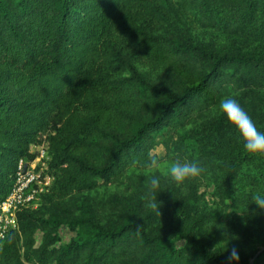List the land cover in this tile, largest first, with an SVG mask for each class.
I'll return each mask as SVG.
<instances>
[{
	"label": "trees",
	"instance_id": "1",
	"mask_svg": "<svg viewBox=\"0 0 264 264\" xmlns=\"http://www.w3.org/2000/svg\"><path fill=\"white\" fill-rule=\"evenodd\" d=\"M225 96L264 132V0H0V201L43 139L54 176L38 207L17 212L0 264H226L232 248V264H250L264 154L245 150ZM157 145L205 169L179 187L155 173L161 216L141 199ZM124 175L128 192L101 210L84 194ZM61 224L74 231L65 242Z\"/></svg>",
	"mask_w": 264,
	"mask_h": 264
},
{
	"label": "clouds",
	"instance_id": "2",
	"mask_svg": "<svg viewBox=\"0 0 264 264\" xmlns=\"http://www.w3.org/2000/svg\"><path fill=\"white\" fill-rule=\"evenodd\" d=\"M220 111L226 115L228 120L235 125L244 141L246 151L253 154H264V132L257 129L254 121L248 113L241 107L239 102L232 96H225L220 101ZM145 167L152 173L145 181L146 191L141 197L145 201V207L150 209L152 213L161 216L162 201L157 200V193L162 191L160 177L155 173L161 171L165 166L162 164L161 156L158 152L149 151ZM205 169L196 161H189L179 157L167 164V170L164 173L176 186L185 184V181L200 178ZM187 191V187L184 188ZM253 202L258 206L259 210L264 211V195L255 194L252 197ZM255 209L253 212L255 213ZM142 225L136 226V235L141 234ZM219 227V226H217ZM224 228V227H220ZM226 239L231 237L225 233ZM239 254L236 248H232L226 257V264H232V261H238Z\"/></svg>",
	"mask_w": 264,
	"mask_h": 264
},
{
	"label": "rangeland",
	"instance_id": "3",
	"mask_svg": "<svg viewBox=\"0 0 264 264\" xmlns=\"http://www.w3.org/2000/svg\"><path fill=\"white\" fill-rule=\"evenodd\" d=\"M185 22L190 26L193 33L196 34L197 38H202L204 40H208L209 37H212V34L204 32L201 28L196 26L191 20L188 18L185 19ZM214 38V37H213ZM217 43L219 46L223 45V42L225 41L224 37H216ZM172 131V128L168 127L163 129L162 132L158 135V140H162L163 138L167 137L169 133ZM41 145H46L44 139L42 142H40L37 145L32 146V150L34 152L37 151V148ZM153 152H158L161 156L162 164H164V168L161 171L156 172L159 175H165L164 173L167 170V164L170 163L172 160H174V157H166L165 151L163 149L162 145H157L153 150ZM133 169V168H132ZM130 169V170H132ZM145 172H148L149 169L144 167ZM49 173L51 171L48 169ZM150 172V171H149ZM51 175H53L51 173ZM54 181V176L52 183ZM52 183L50 187L52 186ZM129 189V181L127 180L126 176L121 177H115L113 179L107 180V181H100V183L91 191L85 192L84 194L87 196L89 200L95 203V206L98 210L102 209L103 204L106 202L107 198L110 194L117 193V192H128ZM201 191L205 194V197L208 200V203L211 207L217 206L216 197L214 196V188L211 184H209L206 180H201ZM101 204V206H100ZM38 207V206H37ZM35 209V208H33ZM231 208H226L224 212H219L220 216L217 218V221H220L226 217V214L231 212ZM218 213V214H219ZM251 225L253 226L254 233L257 235L258 241L254 242L252 248H247L246 251H254L255 255L251 258L250 264H263L264 263V245L261 244V237L259 235L264 233V215L257 216L253 215L251 217V221H249ZM56 233L59 235L60 240L59 242H65L70 237L73 236L74 231L69 229L65 224H61L57 227ZM37 240H40L42 236V231L37 230L36 233Z\"/></svg>",
	"mask_w": 264,
	"mask_h": 264
},
{
	"label": "built area",
	"instance_id": "4",
	"mask_svg": "<svg viewBox=\"0 0 264 264\" xmlns=\"http://www.w3.org/2000/svg\"><path fill=\"white\" fill-rule=\"evenodd\" d=\"M49 160L46 145H41L32 159L18 161L13 185L0 201V244L17 227V212L25 207L36 208L42 194L49 190L53 180Z\"/></svg>",
	"mask_w": 264,
	"mask_h": 264
}]
</instances>
